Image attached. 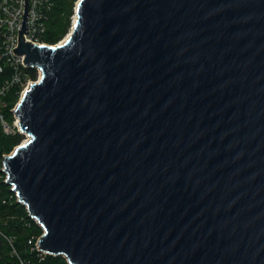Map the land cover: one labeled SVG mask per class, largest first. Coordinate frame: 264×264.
<instances>
[{"label": "water", "instance_id": "water-1", "mask_svg": "<svg viewBox=\"0 0 264 264\" xmlns=\"http://www.w3.org/2000/svg\"><path fill=\"white\" fill-rule=\"evenodd\" d=\"M14 111L6 184L69 264H264V0H78Z\"/></svg>", "mask_w": 264, "mask_h": 264}, {"label": "trees", "instance_id": "trees-1", "mask_svg": "<svg viewBox=\"0 0 264 264\" xmlns=\"http://www.w3.org/2000/svg\"><path fill=\"white\" fill-rule=\"evenodd\" d=\"M78 0H55V7L49 14L48 30L45 36L47 44H58L68 33L72 25ZM33 80L37 78V70L29 69ZM19 99V94L12 92L7 97L8 106L4 110L6 122L9 126L14 123L12 109ZM26 137L20 133L7 135L0 128V159L3 155H10L16 147L21 145ZM0 172V264H19L12 254L13 249L5 239L13 237L14 248L18 255L28 264H69L63 256L42 254L33 250L29 241L35 240L43 233L42 228L32 219L26 207L16 200L14 193Z\"/></svg>", "mask_w": 264, "mask_h": 264}, {"label": "built area", "instance_id": "built-area-1", "mask_svg": "<svg viewBox=\"0 0 264 264\" xmlns=\"http://www.w3.org/2000/svg\"><path fill=\"white\" fill-rule=\"evenodd\" d=\"M29 2V16L27 19L29 33L23 34L26 42H30L37 46H56L50 45L45 41V36L48 29L49 14L55 7V0H28ZM25 10V0H0V128L7 135L20 133L19 120L15 117L14 111L20 103L23 94L27 91L32 83H36L40 78V71L37 70L36 80H33L29 67L24 63L25 56L17 55L14 49L19 46V29L23 22ZM14 92L19 94V99L12 109L14 116V123L9 126L6 122L4 110L8 106L7 97ZM25 136V135H24ZM23 144V143H22ZM8 155H3L0 159L1 179L7 181V176L3 173L4 160ZM12 190V188H11ZM13 192V191H12ZM14 193V192H13ZM16 200L19 202L17 195L14 193ZM38 225V221L34 220ZM40 226V225H39ZM43 234V233H42ZM41 236L35 240L29 241L33 246V250H40L39 240ZM5 239L13 249L12 254L18 259L19 264H28L23 260L14 248V238L5 236Z\"/></svg>", "mask_w": 264, "mask_h": 264}, {"label": "rangeland", "instance_id": "rangeland-1", "mask_svg": "<svg viewBox=\"0 0 264 264\" xmlns=\"http://www.w3.org/2000/svg\"><path fill=\"white\" fill-rule=\"evenodd\" d=\"M74 17H75V12H74V16L72 17V25H73ZM71 30H72V27L69 29L68 33L65 35V37L59 43H62L68 37V35L70 34ZM27 140H28V137H26V139L23 141V143H25Z\"/></svg>", "mask_w": 264, "mask_h": 264}]
</instances>
